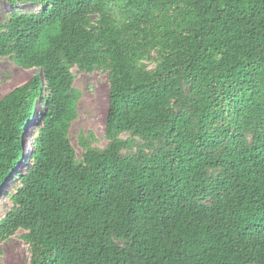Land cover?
Segmentation results:
<instances>
[{
  "label": "trees",
  "instance_id": "16d2710c",
  "mask_svg": "<svg viewBox=\"0 0 264 264\" xmlns=\"http://www.w3.org/2000/svg\"><path fill=\"white\" fill-rule=\"evenodd\" d=\"M0 4V56L37 70L0 100V242L21 230L27 264H264V0ZM73 68L108 77L107 144L81 133L79 157Z\"/></svg>",
  "mask_w": 264,
  "mask_h": 264
},
{
  "label": "rangeland",
  "instance_id": "374dc122",
  "mask_svg": "<svg viewBox=\"0 0 264 264\" xmlns=\"http://www.w3.org/2000/svg\"><path fill=\"white\" fill-rule=\"evenodd\" d=\"M8 9L9 6L7 4H0V22ZM25 9L38 10L34 6L25 7ZM145 64H147L148 69L154 68L153 64ZM72 72L75 75L74 87L81 92V97L77 105V118L70 126L69 140L76 155L79 157L81 149L78 145V136L81 133L93 134L95 138L92 144L93 147L103 149L107 144V140L104 137V128L108 107V77L107 73L100 71L81 73L73 68ZM36 73V69L25 70L19 68L8 57L0 56V100L13 89L28 82ZM40 109L41 104L38 100L35 103L36 113L33 115L24 134L23 150L25 156L16 168V172L19 174L23 173L27 167L29 156V152H26L27 140L35 134V126L39 122L37 113ZM14 183V179H9L0 193V219L5 216L11 207L4 194L11 192ZM22 234L23 232L19 230L14 236L0 242V264H27L29 262L31 254L28 245L20 237Z\"/></svg>",
  "mask_w": 264,
  "mask_h": 264
},
{
  "label": "bare ground",
  "instance_id": "6f19581e",
  "mask_svg": "<svg viewBox=\"0 0 264 264\" xmlns=\"http://www.w3.org/2000/svg\"><path fill=\"white\" fill-rule=\"evenodd\" d=\"M30 140H31V138H29V140H27L28 141V145H27V148H26V152L28 153L29 152V148H30Z\"/></svg>",
  "mask_w": 264,
  "mask_h": 264
},
{
  "label": "water",
  "instance_id": "95a60500",
  "mask_svg": "<svg viewBox=\"0 0 264 264\" xmlns=\"http://www.w3.org/2000/svg\"><path fill=\"white\" fill-rule=\"evenodd\" d=\"M24 143V142H23Z\"/></svg>",
  "mask_w": 264,
  "mask_h": 264
}]
</instances>
